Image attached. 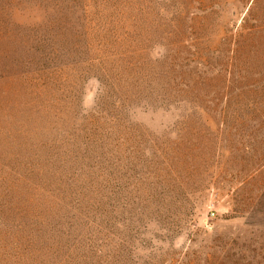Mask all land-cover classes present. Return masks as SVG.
<instances>
[{
  "label": "rangeland",
  "instance_id": "1",
  "mask_svg": "<svg viewBox=\"0 0 264 264\" xmlns=\"http://www.w3.org/2000/svg\"><path fill=\"white\" fill-rule=\"evenodd\" d=\"M0 264H264V0H0Z\"/></svg>",
  "mask_w": 264,
  "mask_h": 264
}]
</instances>
